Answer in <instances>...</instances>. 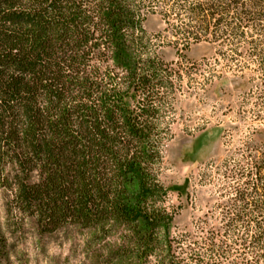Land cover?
<instances>
[{
	"label": "trees",
	"instance_id": "obj_1",
	"mask_svg": "<svg viewBox=\"0 0 264 264\" xmlns=\"http://www.w3.org/2000/svg\"><path fill=\"white\" fill-rule=\"evenodd\" d=\"M245 1L196 0L187 14L208 29L222 14L247 15ZM247 2L257 9L264 0ZM143 16L137 0H0V160L11 163L15 199L41 232L123 224L151 256L167 214L155 203L166 191L158 165L172 88L170 69L146 55ZM227 213L223 240L216 231L192 241L185 259L168 239L158 264H198L205 246L226 255L243 210Z\"/></svg>",
	"mask_w": 264,
	"mask_h": 264
},
{
	"label": "rangeland",
	"instance_id": "obj_2",
	"mask_svg": "<svg viewBox=\"0 0 264 264\" xmlns=\"http://www.w3.org/2000/svg\"><path fill=\"white\" fill-rule=\"evenodd\" d=\"M195 1L137 0L146 55L170 69L172 88L158 165L166 191L155 203L167 214L152 232L155 255L171 239L172 256L190 259V242L202 245L216 231L215 239L227 237V212L238 208L231 249L212 257L202 247L198 264H264V218L259 229L254 224L255 205L264 216V3L253 9L246 0L247 15L222 14L217 26L210 20L200 29L187 14ZM13 182L11 163L0 160V264H158L123 224L41 232L16 201ZM255 235L257 246L248 247Z\"/></svg>",
	"mask_w": 264,
	"mask_h": 264
}]
</instances>
